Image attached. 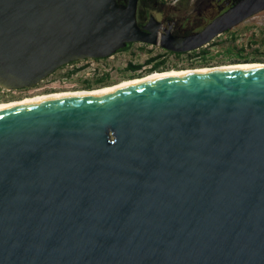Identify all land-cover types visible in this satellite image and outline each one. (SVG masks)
Here are the masks:
<instances>
[{
	"label": "water",
	"instance_id": "1",
	"mask_svg": "<svg viewBox=\"0 0 264 264\" xmlns=\"http://www.w3.org/2000/svg\"><path fill=\"white\" fill-rule=\"evenodd\" d=\"M138 2L0 0V87L131 42L193 51L264 11L179 36ZM0 264H264V66L1 108Z\"/></svg>",
	"mask_w": 264,
	"mask_h": 264
},
{
	"label": "rangeland",
	"instance_id": "2",
	"mask_svg": "<svg viewBox=\"0 0 264 264\" xmlns=\"http://www.w3.org/2000/svg\"><path fill=\"white\" fill-rule=\"evenodd\" d=\"M166 6L171 7L173 5L176 8H170L171 16L179 17L182 19L185 16H200V13L206 14L207 3L199 2V0H164ZM181 2V4H180ZM180 4V5H179ZM212 17L209 16L205 20H209ZM264 11L260 14L253 16L246 21L240 23L236 27L232 28L229 32H225L220 36H217L212 44L205 46L209 51L207 57L209 63H203L202 57L191 58L189 55H182L181 57L169 56L167 57V63L172 67L178 65L180 68L191 69L200 66H218L223 64H231L238 62V54L241 53L243 56L252 59L256 57L264 62ZM231 48L233 52H227V49ZM244 49V50H242ZM163 50L160 47L136 44L132 49L120 51L115 54L112 59L106 60L108 62L109 72L115 79L118 77L120 71L124 69L127 62L133 60L134 62L145 63L146 60ZM243 59V58H242ZM242 62H246L242 60ZM254 62V61H252ZM171 67V68H172ZM99 75L86 76L85 72L79 73L75 78L77 84L85 79H95ZM80 85V84H79ZM77 87V86H76ZM80 89V88H78Z\"/></svg>",
	"mask_w": 264,
	"mask_h": 264
},
{
	"label": "flooded vegetation",
	"instance_id": "3",
	"mask_svg": "<svg viewBox=\"0 0 264 264\" xmlns=\"http://www.w3.org/2000/svg\"><path fill=\"white\" fill-rule=\"evenodd\" d=\"M207 1L208 3L206 4L207 5L206 7H207L208 13L206 14L200 13V16H196V17L185 16L182 19H180L179 17L171 16L170 14L171 13L170 8H176L177 6L175 5L171 7L168 6L167 9H165L164 8L166 6L165 2L164 3L156 2L154 8L149 9L146 12V15L141 20L140 24L141 26L147 24L150 21L151 17L154 16L158 21L162 23L160 32H166V29H168L173 35H179V36L187 35V34H191L196 31L201 30L213 18H215L220 13H222L224 10L228 9L231 5L234 4V3L232 4L233 0H207ZM199 2H205V0H199ZM260 13L261 12H259L258 14ZM209 16H211L212 18L209 20H205V18ZM136 44L150 45V44H145L142 42H131L125 47L124 50H120V51L130 50ZM151 46L160 47L163 51L161 53L156 54L155 56L150 57V58H155L153 61H150V62H148L150 58H148L145 63L134 62L133 60L127 62L124 69L120 71L118 77H116L115 79L111 76L109 69H106V70H103L102 73L99 74V76H97L95 79H90L91 81H95L97 79L103 78L102 83H94L90 88H86L84 86V82L86 81V79L85 81L83 80L84 82L81 81L79 83L80 85L77 84V82H72L71 85H68V86H58L52 83V78L48 76L46 79L42 80L41 82H39L38 84L32 87H23V88L11 89V90L0 87L1 88L0 89V103L1 102H11V101L21 103V102H24V100L27 101L28 99L46 96L47 94L54 95L58 93L59 94L68 93V91L75 92L79 90H88V91L95 90L98 88H103V87L112 86L114 84H118L119 82H122L124 80L141 78L143 76L149 75L150 73L156 70L157 71H169L173 69H177L178 71L188 70L186 68H180L178 67V65H175V66L173 65V67L172 65L170 66L167 63L166 58L169 56H173V55L176 57H181L182 55L190 56L189 53L193 51H196L197 55L193 57L190 56L191 58H195L199 56L201 57L200 50L201 48H205L204 46V47H201L199 49L189 51V52H174L166 48H163L160 45H151ZM120 51H117L116 53ZM161 61H163L162 64H160L157 68H153L154 63H158ZM129 63L140 64L141 66L137 69H132V68H129ZM202 67H205V66L194 67L191 69L202 68ZM209 67H213V66H209Z\"/></svg>",
	"mask_w": 264,
	"mask_h": 264
},
{
	"label": "built area",
	"instance_id": "4",
	"mask_svg": "<svg viewBox=\"0 0 264 264\" xmlns=\"http://www.w3.org/2000/svg\"><path fill=\"white\" fill-rule=\"evenodd\" d=\"M114 57L115 53L105 58H88L72 61L59 67L55 72L50 74L49 77L52 78V83L55 85L68 86L76 81L75 77L81 72H85L86 76L101 74L102 71L106 70L108 67V62L106 60Z\"/></svg>",
	"mask_w": 264,
	"mask_h": 264
},
{
	"label": "bare ground",
	"instance_id": "5",
	"mask_svg": "<svg viewBox=\"0 0 264 264\" xmlns=\"http://www.w3.org/2000/svg\"><path fill=\"white\" fill-rule=\"evenodd\" d=\"M250 66H264V62H243V63H231V64H223V65H218V66H213V67H202V68H195V69H188L184 71H178L177 69L169 70V71H154L150 73L149 75L143 76L141 78H135V79H128L124 80L122 82H119L118 84H114L112 86L108 87H103V88H98L95 90H79L75 92H69L68 93H62V94H54V95H46V96H41V97H35L28 99L27 101H32V100H37V99H49V98H58V97H63V96H68L76 93H87V94H95V93H110L113 92L119 85H121L124 82L131 81V80H156V79H161L164 78L168 75L175 74V73H195V72H201L205 69L209 68H234V67H250ZM25 101V100H24ZM19 102L11 101V102H1L0 103V109L4 107H8L11 105H15Z\"/></svg>",
	"mask_w": 264,
	"mask_h": 264
},
{
	"label": "trees",
	"instance_id": "6",
	"mask_svg": "<svg viewBox=\"0 0 264 264\" xmlns=\"http://www.w3.org/2000/svg\"><path fill=\"white\" fill-rule=\"evenodd\" d=\"M120 3H127L128 0H118ZM238 0H233L232 4L235 3ZM156 2H160V3H164V0H139L138 2V9H137V18H138V23H141V20L144 18V16L146 15V12L149 9L154 8L155 3ZM141 25V24H140ZM230 30H228L227 32H229ZM262 43H264V39L262 40ZM212 44V43H211ZM125 48H122L120 50H124ZM119 50V51H120ZM244 50V49H242ZM227 52H233V50L231 48L227 49ZM209 51L206 48H201L200 50V55L202 57V62L208 64L209 63V59L207 57ZM190 56H196V51H193L191 53H189ZM243 58V59H242ZM155 58H150L148 60V62L153 61ZM238 62L236 63H243L242 60L246 61V62H261V59H257L256 57H252V59H249L248 57L243 56L241 53L238 54ZM163 61L158 62V63H154V67L153 68H157L160 64H162ZM141 65L140 64H133V63H129V68L132 69H137L139 68ZM85 81V80H84ZM83 81V82H84ZM103 82V78L97 79L95 81H91L90 79H86V81L84 82V86L86 88H90L94 83H102ZM1 89V88H0Z\"/></svg>",
	"mask_w": 264,
	"mask_h": 264
}]
</instances>
